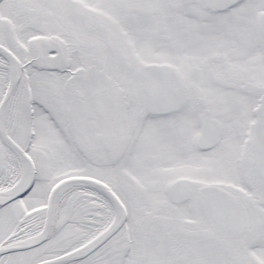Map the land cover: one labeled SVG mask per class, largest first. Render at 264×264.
<instances>
[{
	"label": "snow or ice",
	"instance_id": "6c2138e0",
	"mask_svg": "<svg viewBox=\"0 0 264 264\" xmlns=\"http://www.w3.org/2000/svg\"><path fill=\"white\" fill-rule=\"evenodd\" d=\"M0 264H264V0H0Z\"/></svg>",
	"mask_w": 264,
	"mask_h": 264
}]
</instances>
